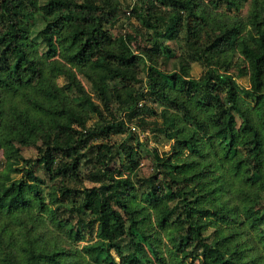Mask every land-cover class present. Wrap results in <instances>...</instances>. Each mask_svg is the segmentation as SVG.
Wrapping results in <instances>:
<instances>
[{
	"label": "trees",
	"instance_id": "1",
	"mask_svg": "<svg viewBox=\"0 0 264 264\" xmlns=\"http://www.w3.org/2000/svg\"><path fill=\"white\" fill-rule=\"evenodd\" d=\"M0 264H264V0H0Z\"/></svg>",
	"mask_w": 264,
	"mask_h": 264
},
{
	"label": "rangeland",
	"instance_id": "2",
	"mask_svg": "<svg viewBox=\"0 0 264 264\" xmlns=\"http://www.w3.org/2000/svg\"><path fill=\"white\" fill-rule=\"evenodd\" d=\"M122 1L125 4H132L133 0H122ZM127 16H129V17L131 16L129 11H127ZM130 23L131 24L137 23V21L133 17H131L130 18ZM202 71H203V67L199 63H194L193 64V69H192V72H191L193 77H196V78L199 77L200 74L202 73ZM80 79H81L82 84H84L86 90L89 92V85H88L87 81L84 78H82V77H80ZM239 81L242 84H244V85H248V79L246 77L239 78ZM155 107L158 108V109L161 108L160 106H155ZM149 138H150L151 143H152L151 144L152 149H156L161 156H166L168 154H172L173 153V150L171 149V145H172L171 143H168L165 140L161 141V142L154 143L153 142V139H154L153 136L149 135ZM121 139H122L121 137L118 138V140H121ZM24 151H25L26 154H32L33 153L29 149H25ZM152 164H153V162H152L151 156L146 155L142 159L143 171L146 174H149L150 172H152Z\"/></svg>",
	"mask_w": 264,
	"mask_h": 264
}]
</instances>
